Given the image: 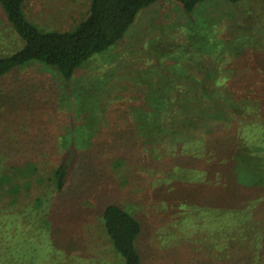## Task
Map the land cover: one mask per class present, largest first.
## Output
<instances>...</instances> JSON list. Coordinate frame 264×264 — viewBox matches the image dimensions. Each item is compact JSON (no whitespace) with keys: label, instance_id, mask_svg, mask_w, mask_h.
<instances>
[{"label":"rangeland","instance_id":"374dc122","mask_svg":"<svg viewBox=\"0 0 264 264\" xmlns=\"http://www.w3.org/2000/svg\"><path fill=\"white\" fill-rule=\"evenodd\" d=\"M176 4L157 1L141 10L125 37L78 69L69 85H62L54 71L36 64L0 78V93H9L12 101L15 98L12 109L3 103L8 96L0 100L3 161L23 164L31 160L37 166L26 185L18 179L21 189L17 195L0 189V228L6 219L15 220L9 236L15 235L18 264H123L101 217L109 203L122 206L140 220L142 233L137 244L142 264H264L258 257L243 263L250 256V220L239 230L209 228L214 217L208 206L212 201L207 203L205 198L202 202L199 197L180 205L178 191L186 190L185 196L192 185L182 182L186 176L183 165L163 141L153 149L143 141L126 148L124 140H112L125 127L120 110L141 100L149 83L170 75L176 83L196 81L178 77L182 71L168 68L176 61L175 53L180 54V63L174 69L199 65V71L212 65L209 55L197 53L207 47L200 44L210 39L205 32L211 31V37L232 34L224 46L233 53L224 52L218 65L225 68V74L235 66L240 71L236 78L224 76L226 81L259 84L249 92V87H241L238 96L264 95V71L255 68L258 61L264 63V0H205L191 14L183 10L180 14ZM88 5L89 0H25L24 12L41 29L64 31L87 15ZM21 43L0 6V52L12 51ZM198 45L202 47L197 51ZM238 52L241 56L235 55ZM203 79L208 83L219 80ZM29 80L39 86L34 96L19 88V81ZM77 94L81 100L76 105L73 96ZM80 105L81 115H89L82 121L91 123L100 149L93 155L89 176L78 173L74 149L63 153L59 141L65 127L76 126ZM66 161L67 184L59 192L52 174ZM171 182L175 191L167 195ZM188 212L196 213L188 219ZM4 240L0 234V259L6 248Z\"/></svg>","mask_w":264,"mask_h":264},{"label":"trees","instance_id":"16d2710c","mask_svg":"<svg viewBox=\"0 0 264 264\" xmlns=\"http://www.w3.org/2000/svg\"><path fill=\"white\" fill-rule=\"evenodd\" d=\"M157 1L177 3L180 14L181 10L191 14L205 0H89L87 15L72 29L64 31L44 30L33 23L24 12L25 0H0L9 25L22 41L18 48L7 53L0 52V78L36 64L54 71L62 85H69L78 69L122 40L139 12ZM228 1L235 3L240 0ZM234 32L235 35L239 33ZM211 33L205 32L210 35V39L200 43L207 46L204 52H197L202 47L199 45L196 52L209 55L212 65L199 71V65L187 67L181 64L180 69H174L180 63V54L175 53L176 61L168 68L175 73L182 71L181 75L177 74L178 77L196 81L176 83L173 75H170L149 83L145 92L142 91L141 100L131 105V108L129 106V109L120 110L125 127L117 131L112 140L116 143L124 140L126 148L135 147L143 141L145 146L153 149L163 141L170 153L177 156V163L183 165L186 176L182 182L192 185L185 196L186 190L178 191L180 205L183 201L198 200L199 197L202 202L205 198L207 203L212 201L208 206L214 217L211 216L209 228L227 226L239 230L242 223L250 220V256L243 263L255 257L264 262V95L254 94L248 99L238 96L241 87H249V92L259 84L255 81L245 85L226 81L228 77L236 78L240 71L235 66L227 68L229 70L225 74V68L218 65L223 61L224 52L230 51V47L224 46V41L229 40L232 34L228 31L222 36L211 37ZM235 55L241 56V53ZM169 56L174 55L170 53ZM258 63L256 70L264 71V63ZM204 76L219 80L208 83L203 79ZM28 82L19 81V88H25L34 96L39 86L35 82ZM8 94L0 93V100L8 96L9 99L3 98V103L12 109L15 107V98L14 101L10 100L11 95ZM78 95L73 96L76 105L81 100ZM27 100L31 101V98ZM81 111L80 105L76 108V126L70 124V127H65L59 135V141L63 153H70L67 149H74L72 154H76L77 162L74 164L78 173L89 176L93 169V155L100 149L94 142L91 123L82 121L89 115H81ZM13 139L17 141V138ZM3 151L0 149V189L15 196L21 189L18 179L21 178L26 185L37 171V166L31 160L23 164L6 163L3 161ZM68 168L69 163L62 162L52 174L54 188L59 192L66 187ZM172 182L167 184V195L175 191ZM188 213L190 216L186 214L185 217L191 219V215L196 212ZM101 217L123 264H142L137 244L142 233L140 220L116 203L106 205ZM12 225H15V220L8 218L0 228L6 245L0 264H18L14 253L15 235L9 236ZM244 236L248 237L246 234Z\"/></svg>","mask_w":264,"mask_h":264}]
</instances>
